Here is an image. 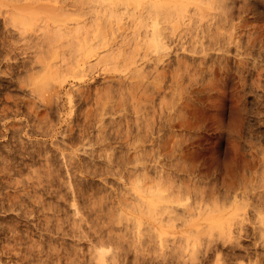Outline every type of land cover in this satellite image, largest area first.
I'll return each instance as SVG.
<instances>
[{
  "label": "rangeland",
  "instance_id": "1",
  "mask_svg": "<svg viewBox=\"0 0 264 264\" xmlns=\"http://www.w3.org/2000/svg\"><path fill=\"white\" fill-rule=\"evenodd\" d=\"M152 1L166 40L95 60ZM0 3V264H264V0ZM80 125L129 161L82 153Z\"/></svg>",
  "mask_w": 264,
  "mask_h": 264
},
{
  "label": "bare ground",
  "instance_id": "2",
  "mask_svg": "<svg viewBox=\"0 0 264 264\" xmlns=\"http://www.w3.org/2000/svg\"><path fill=\"white\" fill-rule=\"evenodd\" d=\"M23 1V0H22ZM200 1V0H199ZM209 1V0H208ZM213 2H215L214 4L215 5H218V4H216V2H218V0L216 1V0H212ZM3 2V1H2ZM111 2V1H110ZM156 2V1H155ZM153 3V1L151 2V3H147V6H146V8H148L147 10H145L144 12L146 13V14H139L137 17H135L134 18V20L132 21V23H130L131 25L129 26L128 25V29H130V33H131V35H129V34H126V35H129V39H128V41H126V39H121L122 41H120L121 42V45L118 47V46H116V49H117V47H118V49L117 50H114L113 49V46L111 47V45L110 46H108V48H107V46L105 47V48H107V50L105 49V48H103L104 49V51L105 52H103L102 53V51L101 52H99V50H103L101 47H99L98 48V46H97V48L99 49H97L98 50V52H97V50H96V48L94 47L93 48V50L94 51H92L91 53H92V55L93 54H95V55H93V56H95L96 57V59L95 60H97L98 62L101 60H103L102 62H104V59L105 58H110V57H112L115 53H117V52H119V50L121 51V49L120 48H123L122 47V45L124 44H128L129 43V40H131V37L133 38L132 40L135 42V44H139L140 42H149L150 43V40H153L154 38H157V37H161L160 39L163 41L164 40V38H166V34L164 35V30L166 29V31H167V28H165V27H163V24L165 23V19L166 18H164V23L162 24V22H161V20H162V17L163 16H157V15H159L160 13V11H162L163 13L165 12V15H166V11L167 10H165V5H167L168 3L165 1H163V2H156V3ZM222 2V1H221ZM124 3H126V2H124ZM153 3V4H152ZM167 3V4H166ZM203 3H204V1H203ZM207 3V2H206ZM205 3V4H206ZM211 3V2H210ZM0 4H2V3H0ZM24 4V3H23ZM120 4V3H119ZM149 4V5H148ZM151 4V5H150ZM174 4L175 3H173L172 5L174 6ZM212 4V3H211ZM219 4H220V1H219ZM111 5V4H110ZM116 5V4H115ZM121 5V4H120ZM169 5H171V4H169ZM177 4H175V6H176ZM207 5V4H206ZM221 5V4H220ZM222 5H223V3H222ZM240 5V4H239ZM21 6H22V4H21ZM108 6V5H107ZM174 6V7H175ZM182 6V5H181ZM4 7H6L5 5H4ZM23 7V6H22ZM104 7H106V5L104 6ZM109 7H111V6H108V8ZM121 7V6H120ZM163 7V8H162ZM171 8H172V6H170ZM177 7V6H176ZM195 7V6H194ZM209 7V6H208ZM2 8V7H1ZM0 8V9H1ZM13 8V7H12ZM15 8V7H14ZM17 8H18V6H17ZM108 8H106V10H108ZM116 8V7H115ZM115 8H113V9H115ZM119 8V7H118ZM168 10H169V8H168V6L166 7ZM204 8V7H203ZM216 8V7H215ZM6 9V8H5ZM4 8H3V10H5ZM20 9H21V7H20ZM25 9V8H24ZM122 9V8H121ZM161 9V10H160ZM163 9H164V11H163ZM177 9V8H176ZM178 9H179V7H178ZM196 9H197V7H196ZM218 9V8H217ZM17 10V9H16ZM27 10H30V9H28L27 8ZM33 10V9H32ZM109 10H110V8H109ZM173 10V9H172ZM203 10V9H202ZM215 10V9H214ZM221 10V9H220ZM223 10H224V8H223ZM222 10V11H223ZM111 11V10H110ZM117 11H120V10H117ZM175 11V10H174ZM195 11V10H194ZM199 11V10H198ZM217 11V10H216ZM5 12V11H4ZM19 12V11H18ZM161 12V13H162ZM168 12V11H167ZM192 12V11H191ZM121 13V12H120ZM143 13V12H142ZM162 13V14H163ZM170 13H171V11H170ZM177 13V12H176ZM6 14V13H5ZM32 14H33V12H32ZM119 14V13H118ZM168 14H169V12H168ZM172 15H173V11H172V13H171ZM203 14H205L204 12H203ZM228 14V13H227ZM164 15V14H163ZM171 15V16H172ZM179 15V14H178ZM5 16H7V15H5ZM119 16H120V14H119ZM201 16V15H200ZM204 16V15H203ZM216 16V15H215ZM19 17H21V16H19ZM32 17V16H31ZM165 17V16H164ZM166 17H167V19H168V17H170L169 15H166ZM180 17V16H179ZM202 17V16H201ZM226 17V16H225ZM5 18V17H4ZM30 18V17H29ZM33 18V17H32ZM181 18V17H180ZM184 18V17H183ZM198 18V17H197ZM19 19V18H18ZM28 19V18H27ZM102 19V18H101ZM105 19V18H104ZM167 19H166V21H167ZM177 19V18H176ZM98 20V19H97ZM184 20V19H183ZM195 20V19H194ZM58 21V20H57ZM179 21V20H178ZM198 21H200V20H198ZM220 21V20H219ZM60 22V21H59ZM170 22V21H169ZM175 22V21H174ZM177 22V21H176ZM188 22V21H187ZM58 23V22H57ZM101 23V22H100ZM168 24V23H167ZM167 24H164L165 26L167 25ZM189 24H190V22H189ZM188 24V25H189ZM191 24H193V23H191ZM196 24V23H195ZM103 25V24H102ZM187 25V26H188ZM110 26V25H109ZM193 26H197V25H194L193 24ZM210 26V25H209ZM82 27V26H81ZM99 27V26H98ZM201 27V26H200ZM219 27V26H218ZM56 29H57V27H55ZM54 28V29H55ZM76 28V27H75ZM83 28V27H82ZM91 28V27H90ZM97 28V27H96ZM141 28H143V32L142 33H140V30L139 29H141ZM191 28V27H190ZM193 28V27H192ZM74 29V28H73ZM92 29V28H91ZM220 29V28H219ZM52 30H53V28H52ZM198 30V29H197ZM222 30V29H221ZM79 31V30H78ZM127 31V30H126ZM188 31V30H187ZM190 31V30H189ZM212 31V30H211ZM92 33H93V30L91 31ZM94 32H95V30H94ZM222 32V31H221ZM86 33V32H85ZM89 33V32H88ZM97 33V32H96ZM99 33V32H98ZM132 33H134V34H137V36L139 37L140 35H141V39L142 40H139L140 38H138L137 36V40L135 39L134 40V36H132L133 34ZM223 33V32H222ZM52 34V33H51ZM59 34V33H58ZM91 34V33H90ZM89 34V35H90ZM125 34V33H124ZM47 36H48V34H46ZM76 35H77V33H76ZM88 35V34H87ZM98 35V34H97ZM126 35H123V36H125V37H123L122 36V38H126L127 36ZM224 35V34H223ZM93 36V35H92ZM92 36H90V37H92ZM95 36H96V34H95ZM94 36V37H95ZM100 35H98V37H99ZM102 36V35H101ZM105 36L106 35H104V37L103 38H101L100 40H102V39H105ZM109 36V35H108ZM163 36V37H162ZM165 36V37H164ZM220 36V35H219ZM88 37V36H87ZM94 37H93V39H94ZM49 38V37H48ZM75 38V37H74ZM89 38V37H88ZM100 38V37H99ZM98 38V39H99ZM106 38H107V36H106ZM194 38V37H193ZM53 39V38H52ZM91 39V38H90ZM57 40V39H56ZM79 40V39H78ZM112 40V39H111ZM166 40V39H165ZM164 40V41H165ZM168 40V39H167ZM195 40V39H194ZM80 41V40H79ZM91 41V40H90ZM103 41V43H104V40H102ZM101 42V41H100ZM106 42V41H105ZM82 43V42H81ZM80 43V44H81ZM91 43V42H90ZM102 43V42H101ZM107 43H110L109 42V38H108V41H107ZM115 43V42H114ZM164 43V42H163ZM196 43V42H195ZM118 44V43H117ZM104 45H106L105 43H104ZM103 45V46H104ZM128 45H130V43L128 44ZM82 46V45H81ZM95 46H96V44H95ZM102 46V45H101ZM102 46V47H103ZM166 46V45H165ZM109 47H111L110 49H109ZM77 49V48H76ZM80 49L82 50V49H84L83 47L81 48L80 47ZM109 49V50H108ZM81 50H80V52H81ZM96 50V51H95ZM88 52H89V49H88ZM53 53V52H52ZM122 54H123V52H121ZM54 54V53H53ZM77 54V53H76ZM89 54V53H88ZM121 54V55H122ZM202 54V53H201ZM55 55V54H54ZM86 55V53L83 55V56H85ZM89 55H91V54H89ZM91 55V56H92ZM119 56H120V54H119ZM119 56H118V58H119ZM123 56V55H122ZM54 57V56H53ZM78 57V56H77ZM88 57V56H87ZM52 58V57H51ZM123 58V57H122ZM64 59V58H63ZM79 59V58H78ZM111 60V58L109 59V61ZM124 60V59H123ZM177 60V59H176ZM175 60V61H176ZM115 61H116V57H115ZM157 61V60H156ZM178 61V60H177ZM65 62V61H64ZM123 62V61H122ZM186 62V61H185ZM179 63V62H178ZM75 64H77V63H75ZM186 64V63H185ZM87 65V64H86ZM77 66V65H76ZM84 66V65H83ZM187 66V65H186ZM48 67V66H47ZM53 68V67H52ZM57 69V68H56ZM49 70V69H48ZM52 70V69H51ZM53 70H54V68H53ZM183 70H184V68H183ZM194 70V69H193ZM202 70V69H201ZM51 72V71H50ZM53 72H55V70L53 71ZM179 72V71H178ZM44 73H46V72H44ZM145 73V72H144ZM172 73V72H171ZM11 74V73H10ZM46 74H48V72L46 73ZM56 74V72L55 73H53V75H55ZM187 74V73H186ZM52 75V74H51ZM145 75V74H144ZM154 75V74H153ZM197 75V74H196ZM147 76V75H146ZM160 76V75H159ZM174 76V75H173ZM192 76V75H191ZM162 77V76H161ZM172 77V76H171ZM182 77V76H181ZM194 77V76H193ZM41 78V77H40ZM160 78V77H159ZM45 79V78H44ZM47 79V78H46ZM171 79V78H170ZM176 79V78H175ZM180 79V78H179ZM38 80L40 81V79H39V77H38ZM38 80L36 81V80H34V82L36 81V83L38 82ZM160 80V79H159ZM44 82V81H43ZM42 82V83H43ZM41 83V82H40ZM42 83H41V85H42ZM162 83V82H161ZM176 83V82H175ZM38 84V83H37ZM44 84V83H43ZM145 84V83H144ZM150 84V83H149ZM178 84V83H177ZM142 85V84H141ZM36 86V85H35ZM160 86V88H162V86L161 85H159ZM178 86V85H177ZM185 86V85H184ZM183 86V87H184ZM22 87V86H21ZM154 87V86H153ZM155 89V88H154ZM157 89V88H156ZM180 89V88H179ZM181 89H182V87H181ZM108 90V89H107ZM184 90H186V89H184ZM169 91H171V90H169ZM174 91V90H173ZM183 91V90H182ZM97 92V91H96ZM167 92V91H166ZM184 92V91H183ZM180 93V92H179ZM185 94V93H184ZM164 96V95H163ZM177 96V95H176ZM179 96V95H178ZM190 96V95H189ZM186 97V96H185ZM8 98V97H7ZM60 98V97H59ZM182 98V97H181ZM97 99V98H96ZM151 99H153L152 97H151ZM7 100V99H6ZM70 101V100H69ZM162 101V100H161ZM55 102H57V101H55ZM160 102V101H159ZM152 104V103H151ZM17 105V104H16ZM15 105V106H16ZM29 105H31V104H28V106ZM34 105V104H33ZM160 105H162V104H160ZM46 106V105H45ZM51 106V105H50ZM56 106V105H55ZM29 109H27V113L29 114V116L31 115V116H33V118H36V117H38L39 116V111H37V110H32V109H34L33 107H28ZM45 108H49V107H45ZM51 108V107H50ZM57 108V107H56ZM2 109V108H1ZM26 109V108H25ZM29 110H30V112H29ZM57 111V110H56ZM45 112V111H44ZM47 112V111H46ZM41 113V112H40ZM50 113V112H49ZM27 114V115H28ZM48 114V113H47ZM48 117V116H47ZM39 119V118H38ZM37 119V120H38ZM50 119V118H49ZM131 119V118H130ZM36 120V121H37ZM39 120H41V119H39ZM85 120V119H84ZM88 120V119H87ZM101 120V119H100ZM135 120V119H134ZM139 120V119H138ZM188 120V119H187ZM131 121V120H130ZM82 122V121H81ZM84 122V121H83ZM136 122V121H135ZM134 122V123H135ZM161 122V121H160ZM86 123V122H85ZM128 123V122H127ZM145 123V122H144ZM152 123H154V122H152ZM157 123V122H156ZM88 124V123H87ZM129 124V123H128ZM82 125V124H81ZM81 125H80V127H81ZM141 125V124H140ZM146 125V124H145ZM4 126V125H3ZM26 125H24V127H25ZM101 126V125H100ZM126 126V125H125ZM131 126V125H130ZM129 126V127H130ZM144 126V125H143ZM158 126V125H157ZM17 127V126H16ZM22 127V126H21ZM99 127V126H98ZM102 127V126H101ZM101 127H99L98 128V133L96 134V138L94 137V139H92V138H90V136H89V134L90 133H86V131H85V129H86V126L84 125V126H82L81 127V133L78 135L77 134V136H78V138H76V137H74V138H76L78 141L77 142H80L81 144L80 145H82V153H85V154H88V152L90 153V152H95V150L97 149V148H92V149H86L87 147L86 146H94V144L97 146L98 145V147H100L99 149L101 150V149H103V150H105V149H107V147H108V151L106 150V153L107 152H109L110 150H109V144H107V143H105V142H107V141H105V139L107 138V136H108V138H109V134L111 133V131H110V133L107 135L106 133H105V130L103 131V129H101ZM114 127V126H113ZM136 127H137V124H136ZM6 128V127H5ZM87 128H89V127H87ZM132 127H130V129H131ZM147 128H148V126H147ZM159 128V127H158ZM160 128H161V126H160ZM159 128V129H160ZM16 129V128H15ZM20 130H21V128H19ZM18 129V130H19ZM127 129V128H126ZM134 129V128H133ZM136 130V129H135ZM138 130H141V129H138ZM145 130V126H144V129H143V131ZM16 131V130H15ZM79 131V132H80ZM142 131V130H141ZM146 131V130H145ZM26 132V131H25ZM115 132V131H114ZM124 132L125 131H123V135H124ZM137 132H139V131H137ZM15 133V132H14ZM17 133V132H16ZM108 133V132H107ZM120 133V132H119ZM131 133V132H130ZM70 134V133H69ZM105 134V135H104ZM117 133H115V135H116ZM136 134V133H135ZM139 134H141V133H139ZM143 134H144V136H145V133L143 132ZM18 135H20V134H18ZM112 135H114V134H112ZM118 135V134H117ZM121 135H122V133H121ZM121 135H119L120 137H121ZM128 135H129V133H128ZM131 135V134H130ZM137 135H138V133H137ZM159 135V134H158ZM157 135V136H158ZM75 136V135H74ZM95 136V135H94ZM132 136V135H131ZM134 136V135H133ZM147 136V135H146ZM92 137V136H91ZM123 138H124V136H122ZM126 138H128V136L126 135L125 136ZM124 139V140H127V139ZM138 138H140V137H138ZM152 138V137H151ZM71 139V141L73 140L72 138H70ZM75 139V140H76ZM113 139V138H112ZM112 139H111V141H112ZM121 139V138H120ZM131 139V138H130ZM178 139V138H177ZM92 140L94 141L95 140V142H93V144H91L92 143ZM107 140V139H106ZM119 140V139H118ZM131 140H133V139H131ZM135 140V139H134ZM133 140V141H134ZM140 140V139H139ZM154 140V139H153ZM160 140V139H159ZM84 141H85V143H84ZM105 141V142H104ZM156 141V140H155ZM163 141V140H162ZM165 141H167V140H165ZM180 141V140H179ZM76 141H74V142H70L71 144H72V146L74 145L73 143H75ZM110 142V141H109ZM131 142V141H130ZM153 142V141H152ZM160 141H158V143H159ZM105 143V144H104ZM127 143V142H126ZM136 143V142H135ZM129 144V143H128ZM127 144V145H128ZM121 145V144H120ZM126 145V146H127ZM131 145H132V143H131ZM159 145V144H158ZM44 146V145H43ZM67 146V145H66ZM69 146V145H68ZM75 146V145H74ZM73 146V147H74ZM115 146V145H114ZM125 146V145H124ZM123 146V147H124ZM160 146V145H159ZM63 147V146H62ZM133 147H134V144H133ZM173 147V146H172ZM111 148H113V146L111 145ZM120 148V147H119ZM126 149V148H125ZM134 149V148H133ZM138 149V148H137ZM28 150V149H27ZM38 149H35V152H26L27 153V156L28 157H30V159L33 161V158L35 157V155H37L38 157H39V155H41V152H40V150H38ZM73 150V149H72ZM114 151V153H111V151ZM111 151H110V155L108 154V155H106V153H105V151L103 152L104 153V155L106 156V158H107V156H108V160H110L111 158L113 159L115 156H116V152H115V150H116V148H113ZM119 150V149H118ZM122 150V149H121ZM130 150V149H129ZM32 151V150H31ZM34 151V150H33ZM96 151H98V150H96ZM117 151V150H116ZM126 151V150H125ZM137 151V150H136ZM25 152V151H24ZM80 152V151H79ZM101 152V151H100ZM122 152V151H121ZM49 153V152H48ZM47 153V154H48ZM92 153H91V155H92ZM99 153V152H98ZM124 153V152H123ZM128 153V152H127ZM127 153H125L126 154V157H124V158H120V161L121 160H123L124 162L125 161H129V160H126V158H128V157H130V156H127ZM134 154H135V152H133ZM139 153V152H138ZM63 154V153H62ZM140 154V153H139ZM173 154V153H172ZM113 155V156H112ZM118 155V154H117ZM122 154H120L119 156L120 157H122L121 156ZM129 155H131V154H129ZM142 155V154H141ZM145 155V154H144ZM15 156V155H14ZM27 156H25L26 157V159H27ZM68 156V155H67ZM66 156V157H67ZM72 156V155H71ZM74 156V155H73ZM99 157L101 156V155H98ZM97 156V157H98ZM112 156V157H111ZM138 156V155H137ZM136 156V157H137ZM22 157V156H21ZM41 157V156H40ZM69 157V156H68ZM96 157V156H95ZM97 157H96V159H97ZM117 157V156H116ZM116 157L114 158V161L116 160ZM47 158V157H46ZM71 158V157H70ZM93 158V157H92ZM91 158V159H92ZM134 158V157H133ZM132 158V159H133ZM153 158V157H152ZM151 158V159H152ZM22 159V158H21ZM29 159V160H30ZM41 159V158H40ZM104 159H105V157H104ZM111 159V161H113ZM117 159H119V157L117 158ZM8 160V159H7ZM71 160V159H70ZM81 160H83V159H81ZM107 160V161H108ZM136 160V159H135ZM135 160H132V161H135ZM142 160V159H141ZM141 160H140V162H141ZM26 161V160H25ZM34 161H36V160H34ZM110 161V162H111ZM116 161H119V160H116ZM119 161V162H120ZM30 162V161H29ZM38 162V161H37ZM36 162V163H37ZM47 162V161H46ZM68 162V161H67ZM136 162V161H135ZM156 162V161H155ZM24 163V166H25V162H23ZM48 163H50L49 162V159H48ZM109 163V162H108ZM118 163V162H117ZM121 163H123L122 161H121ZM121 163H120V165H121ZM131 162H129V164H130ZM67 164V163H66ZM110 164V163H109ZM112 164H114V163H112ZM126 164V163H125ZM124 163H123V165H125ZM140 164V163H139ZM7 165V164H6ZM5 165V166H6ZM12 165V164H11ZM10 165V166H11ZM29 165V164H28ZM117 164H115V166H116ZM119 165V164H118ZM133 165V164H132ZM14 166V165H13ZM122 166V165H121ZM7 167V166H6ZM21 167V166H20ZM23 167V166H22ZM114 167V166H113ZM118 167V166H117ZM116 167V168H117ZM123 167V166H122ZM26 168V167H25ZM29 168V167H28ZM32 168V167H31ZM136 168V167H135ZM188 168V167H187ZM7 169V168H6ZM118 169V168H117ZM4 170V169H3ZM8 170H10V168L8 169ZM24 170V169H23ZM0 171H2V170H0ZM17 171V170H16ZM30 171V170H29ZM120 171V170H119ZM132 171V170H131ZM130 171V172H131ZM3 172V171H2ZM114 172V171H113ZM129 172V173H130ZM254 172V171H253ZM256 172V171H255ZM6 173V172H5ZM97 173V172H96ZM101 173V172H100ZM111 173V172H110ZM14 174H17V173H14ZM45 174V173H44ZM123 174V173H122ZM135 174V173H134ZM244 174V173H243ZM8 175V174H7ZM113 175V174H112ZM142 175V174H141ZM140 175V176H141ZM144 175V174H143ZM254 175V174H253ZM10 176V175H9ZM243 176V175H242ZM72 177V176H71ZM123 177V176H122ZM245 177V176H244ZM248 177V176H247ZM121 178V177H120ZM252 178V177H251ZM104 179V178H103ZM128 179H129V177H128ZM137 179V178H136ZM41 180V179H40ZM50 180V179H49ZM49 180H47V182L49 181ZM52 180H54V178L52 179ZM51 180V181H52ZM123 180V179H122ZM251 180V179H250ZM39 181V180H38ZM46 181V180H45ZM55 181V180H54ZM53 181V182H54ZM72 181V180H71ZM71 181H70V183H71ZM134 181V180H133ZM151 181V180H150ZM11 182V181H10ZM50 182V181H49ZM137 182V181H136ZM248 182V181H247ZM66 183V182H65ZM135 183V182H134ZM1 184V183H0ZM35 184H37V183H34V185L33 186H35ZM39 184H41V182H38V186H39ZM53 184V183H52ZM67 184V183H66ZM73 184V183H72ZM71 184V185H72ZM143 184V183H142ZM44 185V184H43ZM50 185H51V182H50ZM68 185H69V183H68ZM67 185V186H68ZM32 186V185H31ZM32 186V187H33ZM52 186H54V185H52ZM70 186V185H69ZM131 186V185H130ZM135 186V185H134ZM146 186H148V185H146ZM151 186V185H150ZM164 186H165V184H164ZM44 186H42V188H43ZM47 187V186H46ZM136 187H138V186H136ZM162 187V186H161ZM66 188V187H65ZM133 189H134V187H132ZM31 189V188H30ZM44 189V188H43ZM46 189H48V188H46ZM50 189H51V186H50ZM66 189H69L68 187L66 188ZM117 189V188H116ZM120 189V188H119ZM139 189V188H138ZM159 189V188H158ZM157 189V191H159ZM162 189V188H161ZM171 189V188H170ZM262 189H264V188H262ZM70 191H71V188L69 189ZM76 190V189H75ZM129 190V189H128ZM149 190H150V188H149ZM174 190H175V188H174ZM26 191V190H25ZM27 191H28V189H27ZM33 191V190H32ZM44 191V190H43ZM46 191V190H45ZM48 191H49V189H48ZM77 191V190H76ZM136 191H137V188H136ZM145 191V190H144ZM37 192V191H36ZM50 192V191H49ZM52 192V191H51ZM151 192V191H150ZM156 192V191H155ZM161 192V191H160ZM162 192H163V189H162ZM168 192H170V191H168ZM178 192V191H177ZM249 192V191H248ZM46 193H48V192H46ZM54 193V192H53ZM56 193V192H55ZM54 193V194H55ZM77 193V192H76ZM50 194H52V193H50ZM101 194V193H100ZM138 194V193H137ZM143 194V193H142ZM152 194V193H151ZM153 194H155V193H153ZM162 194H164V193H162ZM167 194V193H166ZM49 195V194H48ZM116 195H117V193H116ZM119 195V194H118ZM130 195V194H129ZM150 195V194H149ZM172 195V194H171ZM176 195V194H175ZM178 195V194H177ZM28 196V195H27ZM54 197L56 196V195H53ZM105 196V195H104ZM124 196V195H123ZM245 196V195H244ZM30 197V196H29ZM37 197H39V196H37ZM58 197H59V195H58ZM58 197H56V198H58ZM75 197V196H74ZM100 197V196H99ZM98 197V198H99ZM102 197V196H101ZM113 197V196H112ZM119 197V196H118ZM9 198V197H8ZM16 198V197H15ZM25 198V197H24ZM23 198V199H24ZM35 198H36V196H35ZM59 198H62V197H59ZM73 198V197H72ZM88 198V197H87ZM140 198V197H139ZM147 198V197H146ZM151 198V197H150ZM167 198V197H166ZM172 198H175V197H172ZM178 198V197H177ZM38 199V198H37ZM75 199V198H74ZM119 199V198H118ZM19 200V199H18ZM57 200V199H56ZM111 200V199H110ZM127 200V199H126ZM166 200V199H165ZM169 200V199H168ZM119 201V200H118ZM121 201V200H120ZM127 201H129V200H127ZM127 201H123L124 203L125 202H127ZM139 201V200H138ZM178 201V200H177ZM236 201V200H235ZM241 201V200H240ZM257 201V200H256ZM36 202V201H35ZM114 202V201H113ZM157 202V201H156ZM169 202V201H168ZM174 202V201H173ZM237 202V201H236ZM242 202V201H241ZM71 203V202H70ZM115 203V202H114ZM146 203V202H145ZM154 203L155 202H153V205H154ZM205 203V202H204ZM244 203H245V201H244ZM243 203V204H244ZM252 203V202H251ZM127 203H125V205H126ZM158 203H156V205H157ZM166 204V203H165ZM229 204V203H228ZM235 204V203H234ZM14 205V203L13 204H11V206H13ZM129 205V204H128ZM148 205H149V203H148ZM151 205V204H150ZM159 205V204H158ZM162 205V204H161ZM164 205V204H163ZM212 205V204H211ZM222 205V204H221ZM224 205V204H223ZM241 205V204H240ZM124 206V205H123ZM131 206H132V204H131ZM134 206V205H133ZM204 206V205H203ZM235 206V205H234ZM243 206V205H242ZM245 206V205H244ZM252 206V205H251ZM14 207V206H13ZM74 207V206H73ZM128 207V206H127ZM137 207H139V205L137 206ZM150 207V206H149ZM154 207H156V206H154ZM238 207V206H237ZM26 208V207H25ZM78 208V207H77ZM114 208V207H113ZM117 208V207H116ZM136 208V207H135ZM141 208V207H140ZM150 208H152V209H154L152 206L150 207ZM156 208H158V207H156ZM244 208V207H243ZM242 208V209H243ZM159 209V208H158ZM168 209H170V208H168ZM222 209H223V207H222ZM225 209V208H224ZM237 209H239V208H237ZM164 210H166V209H164ZM203 210V209H202ZM234 210V209H233ZM137 211H138V209H137ZM140 211V210H139ZM144 211V210H143ZM143 211H142V213H143ZM163 211V210H162ZM221 211V210H220ZM219 211V212H220ZM259 211V210H258ZM77 212V211H76ZM141 212V211H140ZM152 212H155V210L153 211L152 210ZM151 212V213H152ZM157 212V211H156ZM168 212V211H167ZM202 212V211H201ZM213 212V211H212ZM103 213V212H102ZM122 213V212H121ZM146 213H148V212H146ZM208 213V212H207ZM222 213H223V211H222ZM235 213V212H234ZM54 214V213H53ZM77 214V213H76ZM162 214V213H161ZM257 214H258V212H257ZM109 215V214H108ZM125 215V214H124ZM123 215V216H124ZM147 215V214H146ZM155 215V214H154ZM206 215V214H205ZM229 215L231 216V214L229 213ZM233 215V214H232ZM236 215H237V213H236ZM262 215H264V214H262ZM32 216V215H31ZM51 216V215H50ZM105 216H107V215H105ZM105 216H103V217H105ZM109 216H111V215H109ZM108 216V217H109ZM150 216H152L151 214H150ZM75 217V216H74ZM100 217V216H99ZM125 217V216H124ZM262 217V216H261ZM39 218V217H38ZM111 218V217H110ZM207 218V217H206ZM230 218V217H229ZM228 218V219H229ZM105 219V218H104ZM152 219V218H151ZM155 220H156V218H155ZM238 220V219H237ZM141 221V220H140ZM208 222V221H207ZM217 222V221H216ZM229 222V221H228ZM37 223V222H36ZM222 224V223H221ZM226 224H227V222H226ZM241 224V223H240ZM73 225V224H72ZM207 225V224H206ZM213 225V224H212ZM229 225V224H228ZM256 225V224H255ZM104 226V225H103ZM202 226H204V225H202ZM217 226H220V225H217ZM224 226V225H223ZM74 227V226H73ZM147 227H149V226H147ZM240 227V226H239ZM55 228V227H54ZM97 228V227H96ZM121 228V227H120ZM214 228H215V226H214ZM213 228V229H214ZM227 228V227H226ZM77 229V228H76ZM155 229V228H154ZM212 229V230H213ZM216 229H218L217 227H216ZM216 229H214L213 231H215ZM221 229L223 230V228H222V226H221ZM257 229H258V227H257ZM262 229H264V228H262ZM1 230V229H0ZM11 230V229H10ZM70 230H72V229H70ZM75 230V229H74ZM90 230V229H89ZM151 230V229H150ZM153 230V229H152ZM156 230V229H155ZM194 230V229H193ZM222 230H221V232H220V234L222 233ZM227 230V229H226ZM228 230H229V228H228ZM227 230V231H228ZM12 231H14V230H12ZM138 231V230H137ZM136 231V232H137ZM190 231V230H189ZM201 231V233H203V234H205L204 232V230L202 231V230H200ZM200 231H198V232H200ZM220 231V230H219ZM218 231V232H219ZM244 231V230H243ZM146 232V231H145ZM196 232V231H195ZM224 232V231H223ZM241 232V231H240ZM239 232V233H240ZM261 232H262V230H261ZM261 232H259V233H261ZM9 233V232H8ZM79 233H80V231H79ZM135 233V232H134ZM143 233V232H142ZM163 233V232H162ZM184 233V232H183ZM189 233H191V232H189ZM201 233H200V235H201ZM206 233H207V230H206ZM48 234H50V233H48ZM118 234V233H117ZM185 234V233H184ZM202 234V235H203ZM208 234V233H207ZM212 234V233H211ZM132 235V234H131ZM139 235H140V232H139ZM162 235V234H161ZM160 235V236H161ZM230 235V234H229ZM2 236V235H1ZM85 236V235H84ZM160 236H158V237H160ZM164 236V235H163ZM205 236V235H204ZM221 236H223V235H221ZM118 237V236H117ZM157 237V238H158ZM176 237V236H175ZM194 237V236H193ZM1 238V237H0ZM4 238V237H3ZM161 238V237H160ZM164 238V237H163ZM192 238V237H191ZM196 238V237H195ZM126 239V238H125ZM186 239V238H185ZM188 239V238H187ZM187 239H186V242H187ZM147 240V239H146ZM132 241V240H131ZM161 241V240H160ZM185 241V240H184ZM194 241V240H193ZM192 241V242H193ZM198 241V240H197ZM204 241V240H203ZM14 242V241H13ZM138 243V242H137ZM185 243V242H184ZM195 243V242H194ZM239 243V242H238ZM53 244V243H52ZM132 245V244H131ZM136 245V244H135ZM161 245V244H160ZM17 246V245H16ZM187 246V245H186ZM206 246H207V244H206ZM28 247V246H27ZM50 247V246H49ZM60 247V246H59ZM4 248V247H3ZM17 249H19V248H17ZM22 249V248H21ZM144 249V248H143ZM149 249V248H148ZM4 250V249H3ZM7 251V250H6ZM19 251V250H18ZM53 251V250H52ZM42 252V251H41ZM39 253V252H38ZM47 253V252H46ZM73 253V252H72ZM96 253V252H95ZM178 253H180V252H178ZM15 254V253H14ZM13 254V255H14ZM21 254V253H20ZM40 254V253H39ZM53 254V253H52ZM75 254H76V252H75ZM130 254V253H129ZM97 255H98V253H97ZM105 255V254H104ZM114 255V254H113ZM148 255V254H147ZM15 257V256H14ZM24 257V256H23ZM47 257H49V256H47ZM52 257V256H51ZM92 257H93V255H92ZM97 257V256H96ZM150 257V256H149ZM20 258V257H19ZM22 258V257H21ZM20 258V259H21ZM103 258V257H102ZM97 259V258H96ZM22 260V259H21ZM57 260V259H56ZM99 260H102V259H99ZM1 261V260H0ZM16 261V260H15ZM103 261V260H102ZM261 261V260H260ZM22 262V261H21ZM56 262H58V261H56ZM98 262V261H97ZM104 262V261H103ZM103 262H102V264H103ZM18 263V262H17ZM43 263V262H42ZM42 263H40V264H42ZM108 263V262H107ZM260 263V262H259ZM16 264V263H15ZM43 264H45V263H43ZM49 264V263H48ZM59 264V263H58ZM98 264V263H97ZM261 264V263H260Z\"/></svg>",
  "mask_w": 264,
  "mask_h": 264
}]
</instances>
